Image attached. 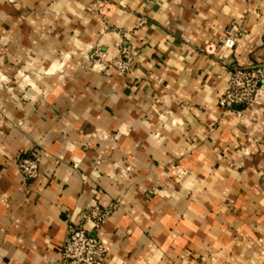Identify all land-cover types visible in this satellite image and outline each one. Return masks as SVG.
Returning a JSON list of instances; mask_svg holds the SVG:
<instances>
[{"label": "crops", "instance_id": "0c3cea01", "mask_svg": "<svg viewBox=\"0 0 264 264\" xmlns=\"http://www.w3.org/2000/svg\"><path fill=\"white\" fill-rule=\"evenodd\" d=\"M121 46L123 75L87 59ZM222 57L260 74L239 114ZM94 205L95 264H264V0H0V264H58Z\"/></svg>", "mask_w": 264, "mask_h": 264}, {"label": "built area", "instance_id": "2783aa9c", "mask_svg": "<svg viewBox=\"0 0 264 264\" xmlns=\"http://www.w3.org/2000/svg\"><path fill=\"white\" fill-rule=\"evenodd\" d=\"M104 3V0H103ZM238 38V27L229 22L223 29L218 49L230 50ZM216 47L210 43L201 50L205 53L214 51ZM87 59L101 67L112 68L118 75L127 73L133 60V52L126 46H121L116 55L108 56L104 50L93 47L87 53ZM222 65L228 66L224 90L217 99L218 105L224 110H230L234 105L240 109L251 108L258 89L260 74L253 66H239L225 57L220 58ZM240 110H237L239 114ZM40 154L32 149L28 154H17L15 166L24 180H31L38 175ZM109 214V208L92 206L82 215L78 223H72L59 249L58 264H95L105 255L102 241L94 234ZM89 227V228H88Z\"/></svg>", "mask_w": 264, "mask_h": 264}, {"label": "water", "instance_id": "95a60500", "mask_svg": "<svg viewBox=\"0 0 264 264\" xmlns=\"http://www.w3.org/2000/svg\"><path fill=\"white\" fill-rule=\"evenodd\" d=\"M233 109L239 110L240 109V106L239 105H234L233 106Z\"/></svg>", "mask_w": 264, "mask_h": 264}]
</instances>
